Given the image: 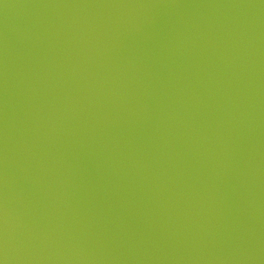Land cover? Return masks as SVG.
Listing matches in <instances>:
<instances>
[{
  "label": "water",
  "instance_id": "obj_1",
  "mask_svg": "<svg viewBox=\"0 0 264 264\" xmlns=\"http://www.w3.org/2000/svg\"><path fill=\"white\" fill-rule=\"evenodd\" d=\"M0 264H264V0H0Z\"/></svg>",
  "mask_w": 264,
  "mask_h": 264
}]
</instances>
